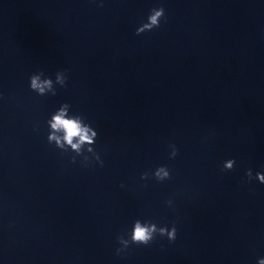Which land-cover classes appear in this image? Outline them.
Wrapping results in <instances>:
<instances>
[{
    "label": "water",
    "instance_id": "water-1",
    "mask_svg": "<svg viewBox=\"0 0 264 264\" xmlns=\"http://www.w3.org/2000/svg\"><path fill=\"white\" fill-rule=\"evenodd\" d=\"M159 6L167 23L136 35ZM61 70L56 95L30 89ZM63 103L103 167L48 143ZM161 165L171 179H141ZM248 169L264 172V0H0V264H257ZM137 219L175 224V242L117 255Z\"/></svg>",
    "mask_w": 264,
    "mask_h": 264
},
{
    "label": "clouds",
    "instance_id": "clouds-1",
    "mask_svg": "<svg viewBox=\"0 0 264 264\" xmlns=\"http://www.w3.org/2000/svg\"><path fill=\"white\" fill-rule=\"evenodd\" d=\"M94 2V0H93ZM98 7H103V3L98 4ZM161 21L167 23V16L163 6L154 7L150 9L145 22H142L136 29L135 34L141 35L145 32H150L161 27ZM67 70L57 71L55 73V80L51 77L45 76L43 71L33 73L29 77V87L32 91L40 96L51 93L56 95L55 85L66 87L67 84ZM70 105L63 103L47 120L49 134L47 141L49 144H54L56 148L62 152L67 153L69 150L76 155L71 156V162H76L77 156H83V163L87 165L94 160L101 167L104 161L100 154L95 151L94 145L98 137V132L85 121V118L79 114H69ZM171 152L169 158L174 159L178 155V148L175 144L169 145ZM90 154V155H86ZM236 161L234 158L224 161L222 171H232L235 167ZM154 177L158 182L171 179V173L166 165L158 166L153 172H144L141 175L142 180H147L149 176ZM248 182L256 179L261 184H264V172H256L253 175L252 169H248L245 173ZM123 187V185H121ZM171 205L172 201L167 202ZM157 236L167 237L168 241L175 242L177 238V228L175 224L169 228L168 226H157L151 221H141L139 219L133 222L130 233L125 238V235L117 237L118 243L121 247L116 249V254L121 255L125 253L131 245L151 244ZM257 264H264V258H258Z\"/></svg>",
    "mask_w": 264,
    "mask_h": 264
}]
</instances>
